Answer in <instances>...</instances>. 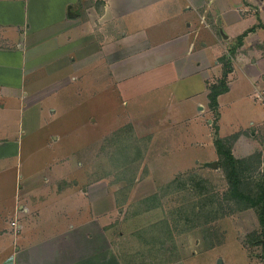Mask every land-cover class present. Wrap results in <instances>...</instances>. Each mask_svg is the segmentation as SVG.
<instances>
[{
  "label": "crops",
  "instance_id": "obj_1",
  "mask_svg": "<svg viewBox=\"0 0 264 264\" xmlns=\"http://www.w3.org/2000/svg\"><path fill=\"white\" fill-rule=\"evenodd\" d=\"M222 78L210 107V87ZM112 81L121 104L139 105L127 115L135 133L156 131L147 153L160 152L161 172L148 183L190 160L215 168L216 138L246 172L261 171L254 135L264 134V94L256 96L264 89V0H0V264H127L107 226L115 198L101 191L102 179L81 186L75 134L63 140L48 128L40 142L28 140ZM233 244L238 254L219 253L222 264H264L262 252ZM202 260L178 248L152 264Z\"/></svg>",
  "mask_w": 264,
  "mask_h": 264
},
{
  "label": "rangeland",
  "instance_id": "obj_2",
  "mask_svg": "<svg viewBox=\"0 0 264 264\" xmlns=\"http://www.w3.org/2000/svg\"><path fill=\"white\" fill-rule=\"evenodd\" d=\"M114 53L108 54L110 67L115 66ZM123 92L128 95V88L123 87ZM136 107H139L136 102L121 104L112 81L88 104L79 103L68 112L60 111V117L45 126L47 129L32 132L28 140L30 144L31 140L40 142L48 128L65 133L63 140L68 138L67 133L75 134L74 165L83 178L81 186L102 179L101 191L104 190L108 198H115L117 208L110 215L107 226L113 231V237L118 236L116 240L123 247L127 264H134L131 261L135 264L158 263L163 256L174 259L178 248H182L186 255L194 251L199 253L203 260L198 264H222L220 254H227V258L238 254L233 242L245 247L252 256L261 253L259 238L263 226L257 209L242 206L243 203L228 196L229 182L224 171L227 160L224 155L218 153L214 159L215 168L195 165L190 160L181 169L174 170V164L171 165L168 169L170 174L157 176L154 184L144 179L161 172L156 166L160 152L152 148L147 153L154 138L151 134L154 129H142L144 133L147 131L145 134L139 130L138 136L128 120L130 110ZM90 117L96 118L90 120ZM213 119L215 126L216 114ZM151 125L160 128L162 122L156 119ZM260 132L258 130L254 137L261 143V171L246 172L241 158H236L243 191L254 192L255 184L264 185V134ZM155 141L157 143V137ZM166 154L175 159L172 153ZM95 187L93 192H98L97 183ZM124 196H132V200H127L125 205L122 204L126 201ZM150 205L154 206L149 208ZM118 206L122 209L119 210ZM6 219L10 221L11 217L6 216ZM5 221L2 223L6 224ZM212 249L218 253L213 254ZM218 258L221 261L217 263Z\"/></svg>",
  "mask_w": 264,
  "mask_h": 264
},
{
  "label": "trees",
  "instance_id": "obj_3",
  "mask_svg": "<svg viewBox=\"0 0 264 264\" xmlns=\"http://www.w3.org/2000/svg\"><path fill=\"white\" fill-rule=\"evenodd\" d=\"M246 34L244 31L237 37L238 44L241 43L243 36ZM226 74L224 70L223 75ZM224 79L222 78L218 85L210 87L208 97L210 107H216L217 105V95L225 89ZM216 149L219 154L225 156L227 160L226 167H224L225 175L229 182L228 196L235 198L237 202L243 203L242 206H254L258 212L259 222L263 226L261 231V237L259 238L262 245V255L264 256V185L255 184L256 189L254 192L243 191L240 182V170L237 166V160L228 152L221 149L222 143L220 138L214 140ZM228 165V166H227ZM149 197V196H147ZM153 197V196H152ZM152 208L154 205H150Z\"/></svg>",
  "mask_w": 264,
  "mask_h": 264
},
{
  "label": "built area",
  "instance_id": "obj_4",
  "mask_svg": "<svg viewBox=\"0 0 264 264\" xmlns=\"http://www.w3.org/2000/svg\"><path fill=\"white\" fill-rule=\"evenodd\" d=\"M261 94H264V92H262V93H257V94H256V96H259V97H261V98H262V95H261ZM11 223H12V224H15V222H14V221H12ZM15 225H16V224H15Z\"/></svg>",
  "mask_w": 264,
  "mask_h": 264
},
{
  "label": "water",
  "instance_id": "obj_5",
  "mask_svg": "<svg viewBox=\"0 0 264 264\" xmlns=\"http://www.w3.org/2000/svg\"><path fill=\"white\" fill-rule=\"evenodd\" d=\"M211 165H213L214 167H216V162H212Z\"/></svg>",
  "mask_w": 264,
  "mask_h": 264
}]
</instances>
